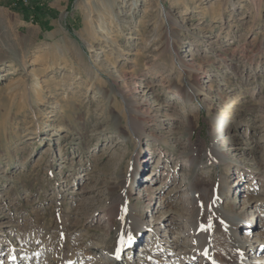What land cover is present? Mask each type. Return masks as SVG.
<instances>
[{"label": "rangeland", "instance_id": "374dc122", "mask_svg": "<svg viewBox=\"0 0 264 264\" xmlns=\"http://www.w3.org/2000/svg\"><path fill=\"white\" fill-rule=\"evenodd\" d=\"M57 20L0 30V264H264V0Z\"/></svg>", "mask_w": 264, "mask_h": 264}, {"label": "crops", "instance_id": "0c3cea01", "mask_svg": "<svg viewBox=\"0 0 264 264\" xmlns=\"http://www.w3.org/2000/svg\"><path fill=\"white\" fill-rule=\"evenodd\" d=\"M15 1L0 0V30L9 27L8 18L12 16L18 19L17 25L21 30L26 28V31L36 33L44 28L45 32L52 31L58 21V15L71 3V0H24L25 5L30 6H25L29 9L23 11L16 9ZM33 16L34 22H31Z\"/></svg>", "mask_w": 264, "mask_h": 264}, {"label": "bare ground", "instance_id": "6f19581e", "mask_svg": "<svg viewBox=\"0 0 264 264\" xmlns=\"http://www.w3.org/2000/svg\"><path fill=\"white\" fill-rule=\"evenodd\" d=\"M235 223V222H234ZM237 225V224H236ZM232 226V225H231ZM202 235H205L206 236V238H203L202 240L203 241H205L206 242V248H208L207 250L208 251H210V255L212 256V254H214L215 255V252L214 251H216V247H213L212 246V239H211V237L207 234V233H201V236ZM234 237V239L236 240V242H238V244H237V246H238V249H239V251H240V261L239 262H235V263H233V264H248V262H246V254L244 253V251L242 250L243 249V244L241 243V242H239V241H237V239L235 238V236H233ZM202 241V242H203ZM235 243V242H234ZM234 243H233V245H234ZM235 246V245H234ZM231 248V247H230ZM211 256H210V259H211ZM236 259V258H235ZM234 262V261H233ZM231 264H232V262H231Z\"/></svg>", "mask_w": 264, "mask_h": 264}, {"label": "built area", "instance_id": "2783aa9c", "mask_svg": "<svg viewBox=\"0 0 264 264\" xmlns=\"http://www.w3.org/2000/svg\"><path fill=\"white\" fill-rule=\"evenodd\" d=\"M15 5H16L17 10L23 9L25 6H30V5H25L24 0H16ZM33 19H34V16H33Z\"/></svg>", "mask_w": 264, "mask_h": 264}, {"label": "trees", "instance_id": "16d2710c", "mask_svg": "<svg viewBox=\"0 0 264 264\" xmlns=\"http://www.w3.org/2000/svg\"><path fill=\"white\" fill-rule=\"evenodd\" d=\"M27 8L29 9V7H24V8H23V11H25V9H27Z\"/></svg>", "mask_w": 264, "mask_h": 264}, {"label": "snow or ice", "instance_id": "6c2138e0", "mask_svg": "<svg viewBox=\"0 0 264 264\" xmlns=\"http://www.w3.org/2000/svg\"><path fill=\"white\" fill-rule=\"evenodd\" d=\"M129 240H131V238H129Z\"/></svg>", "mask_w": 264, "mask_h": 264}]
</instances>
